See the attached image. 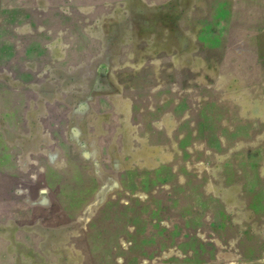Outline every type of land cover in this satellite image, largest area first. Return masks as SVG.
<instances>
[{"label": "rangeland", "instance_id": "rangeland-1", "mask_svg": "<svg viewBox=\"0 0 264 264\" xmlns=\"http://www.w3.org/2000/svg\"><path fill=\"white\" fill-rule=\"evenodd\" d=\"M23 108L74 115L79 264H264V0H0V135Z\"/></svg>", "mask_w": 264, "mask_h": 264}, {"label": "crops", "instance_id": "crops-1", "mask_svg": "<svg viewBox=\"0 0 264 264\" xmlns=\"http://www.w3.org/2000/svg\"><path fill=\"white\" fill-rule=\"evenodd\" d=\"M37 109L28 112L23 108L4 114L7 133L0 135V172H3L2 163L10 162L11 170L6 173L34 183L38 189L31 194L20 192L11 197L0 193V263H84L89 259V245L85 244L82 234L75 237L80 227L78 222L83 218L84 204L80 203V209L75 211L72 201L86 198L81 194L86 191L84 182L95 180L91 175L71 174L77 146L68 140L65 130L71 126V121L74 122V115L72 119L58 117L53 110ZM13 118L20 122L12 124L9 120ZM34 125L39 136L33 134ZM59 128L63 129L62 133ZM24 129L27 132L21 133ZM28 143L37 145L31 149L23 146ZM40 157L44 159L45 169L38 173L34 170V161ZM21 159L33 161L32 170L25 167L22 171ZM95 193L99 194L97 190ZM7 231L13 232L11 236ZM62 232L72 240L60 241Z\"/></svg>", "mask_w": 264, "mask_h": 264}]
</instances>
